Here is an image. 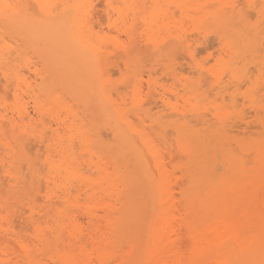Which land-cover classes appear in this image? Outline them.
I'll return each instance as SVG.
<instances>
[{"label":"bare ground","instance_id":"6f19581e","mask_svg":"<svg viewBox=\"0 0 264 264\" xmlns=\"http://www.w3.org/2000/svg\"><path fill=\"white\" fill-rule=\"evenodd\" d=\"M159 1L0 0V264H264V11Z\"/></svg>","mask_w":264,"mask_h":264},{"label":"rangeland","instance_id":"374dc122","mask_svg":"<svg viewBox=\"0 0 264 264\" xmlns=\"http://www.w3.org/2000/svg\"><path fill=\"white\" fill-rule=\"evenodd\" d=\"M92 1H93V2L90 3L89 5H91L90 8H91V9L93 8L94 10H96V8H97L98 10H99V9H100V10H104V7L106 8V6H107V2H108V4H109V3H112V4H111V7H110L109 5H108L109 7L107 6L108 8H106V9L104 10V11H106V13L103 12V15H104V16H103V17H100V18H99V16L97 15V12H98L97 10H96L97 12H95L93 9H92V10H93V11H92V10H90V8L87 6V8H86V9H87V10H86V16H87L86 19H87V22L90 20L88 24H89L90 26L93 24L91 27H93V26H95V25L97 24L95 27H93L94 30H95V31H98V32L100 31V32H101L102 34H104V35H107V36H110V37H113V35H114V37H119V38H121V39H122V37H123L122 40H125V39H126L125 35L122 34L121 32H117V31H116V30H117V29H116V26H117V27H120V25H118V22H120V20H119V18H120V17H119L120 14L118 13L119 11H118V12H117V11L113 12V11L116 10V9H123V12H124V10H126L125 8L128 6L127 4H130V5H131V4H135V5H136V4H139L140 6H142L143 3H146V1L153 2V1H155V0H140V1H139V0H130V2H128L129 0H128V1H127V0H123V1H122V0H118V1H117V0H111V1H110V0H109V1L106 0L107 2H105V0H102V2H103L102 4L99 3L98 0H95V1L92 0ZM96 1L98 2V4H97ZM99 1H100V0H99ZM112 1H113V2H112ZM120 1H122V3H124V4L121 5V2H120ZM125 1H126V3H127V2H128V3L126 4ZM131 1H132V2H131ZM144 1H145V2H144ZM156 1H158V0H156ZM160 1H162V0H160ZM160 1H159V2H160ZM165 1H166V2H169L170 0H165ZM195 1H196V0H194V2H195ZM214 1H215V0H205L206 3H207V2H210V3H208V4L211 5V10L209 9L210 6H208V4H207L208 8H206V10L208 9L209 12L214 13V15H215V14H217L216 11H218V10H216V9H218L220 6H219V4H216L217 6H216V5H212V3H213ZM259 1H261V0H259ZM259 1H257V9L259 8V10L262 9V10L264 11V3L261 1L260 4H258ZM94 2H96L95 4H97V6L94 5ZM104 2H105V3H104ZM113 3H115V5H114ZM116 3H117V4L119 3V4L117 5ZM147 3H148V2H147ZM162 3H163V5L165 6L166 3H165V4H164V2H162ZM162 3H161V4H162ZM206 3H205V4H206ZM240 3H241V2H240ZM103 4H104V5H103ZM213 4H214V3H213ZM98 5H100V7H98ZM105 5H106V6H105ZM116 5H117L118 7H117ZM119 5H120V8H119ZM126 5H127V6H126ZM149 5H150V3L148 4V6H149ZM260 5H261V6H260ZM92 6H95V7H92ZM112 6H113V7H112ZM114 6H115L116 9L114 8ZM259 6H260V7H259ZM102 7H103V8H102ZM214 7H215V8H214ZM88 8H89V10H90V12H91L92 14L89 13ZM172 8H173V11H172ZM172 8H171V12H172L173 15H174L173 17H175V18H177V19H178V18L180 19V17L182 16L181 12H180L179 10H177L176 8H174V7H172ZM107 9H108V10H107ZM175 9H176L177 11H176ZM109 10H110V12H111V10H112V14H110ZM127 11H128V10H127ZM127 11H125L124 14L127 13ZM178 11H179V12H178ZM253 11H255V10H253ZM108 12H109V14H108L109 16L112 15L111 17H109V16L107 15ZM175 12H177V14H175ZM99 13H102V11L99 12ZM99 13H98V14H99ZM114 13H115V14H114ZM172 13H171V14H172ZM255 13H256V14H255ZM255 13H253V15H254L253 19L251 18V19H252V20H251L252 22H257L258 20H260L261 17L264 19V12H263L262 16H260L257 12H255ZM129 14H130V15H129ZM185 14H186V13H185ZM185 14H183L182 19L184 18V15H185ZM193 14H194V13H192V15H193ZM99 15H100V14H99ZM101 15H102V14H101ZM101 15H100V16H101ZM106 15H107V16H106ZM113 15L115 16V18L113 17ZM128 15H129V16H128ZM196 15H197V14H196ZM95 16H98V17H95ZM105 16L108 18V20H107V18H106ZM126 16H128V17H129L128 19L131 21V20H132V17H133L132 11H130V12L128 11V13L125 15V18H127ZM176 16H177V17H176ZM194 16H195V15H194ZM257 16H260V17H257ZM118 17H119V18H118ZM89 18H93V19H89ZM105 18H106V19H105ZM109 18L111 19L112 22H110ZM185 18H186V17H185ZM187 18H188V17H187ZM95 19H96V20H95ZM99 19H100V20H99ZM113 19H114V20H113ZM182 19H180V20H182ZM104 20H105V22H104ZM118 20H119V21H118ZM175 20H176V19H175ZM183 20H184V19H183ZM93 21H95V22H93ZM177 21H178V20H177ZM101 22L103 23L104 26L102 25ZM184 22H185V23H184ZM184 22H183V24H185V27H186V25H190L189 27L192 26L189 22L186 24V22H187L186 20H184ZM209 23H211V25H213V24H215V20H211V21H209ZM259 23H260V22H259ZM100 24H101V25H100ZM113 24H114V25H113ZM105 25H106V26H105ZM115 25H116V26H115ZM139 25H140V24H139ZM97 26H98V27H97ZM99 26H100V27H99ZM213 26H214V25H213ZM262 26H264V24H263ZM96 27H97V28H96ZM111 27H112V28H111ZM187 27H188V26H187ZM189 27H188V28H189ZM103 28H104V29H103ZM191 28H192V27H191ZM105 29H106V30H105ZM104 30H105V32H104ZM110 31H111V32H110ZM116 32H117V33H116ZM108 33H109V34H108ZM118 33H119V35H118ZM115 35H116V36H115ZM212 35H213V36H212ZM2 36L5 38V41L7 40L6 42L9 41L8 44L10 43V45L12 44L13 47L15 46V41H14L12 38H10L8 35H3V34H2ZM197 36H198V35H197ZM197 36H196V35H195V37H194V36H191V39H192V40H196V39L199 40ZM215 36H216V35H215ZM215 36H214V34L212 33V34H209V35H208L209 38L211 37L210 39L206 37V38H207L206 41H205V39H202V41L204 40L203 42H199V41H197V44L199 45V47H198V49H199L198 52H199V53L197 52L198 54H197V56H196V57H197V60H199L198 57H199L201 60H202V58H205L206 61L208 62V63H207V66H210L211 64L214 63V59H213V57H216V54L218 53V50H217L218 48H216V45H215V44L218 45V42H214V41H216V40H218V39H217ZM196 37H197V38H196ZM215 38H216V40H215ZM11 40H12V41H11ZM213 40H214V41H213ZM200 41H201V40H200ZM198 42H199L200 44H199ZM211 42H212V43H211ZM12 45H11V46H12ZM211 45H212V46H211ZM208 46H209V47H208ZM13 47H12V48H9V50H8V49H5L4 52H6V53H4V54H6V57H12V59H13V57H17L16 52H15V50H14ZM11 49L14 51L13 53H10V52H11ZM6 50H7V51H6ZM9 51H10V52H9ZM206 52H207V54H206ZM212 52H213V53H216V54H213ZM181 53H182V51H179V54L176 53V54L179 55V56H174V58H175V57H178V58H175L176 61L179 62V63L177 64V66H180V68H182V69L184 70L183 73H184V74L187 73V75H186V74H185V75L188 76V73H189V74L191 73V72H190L191 69H189V66H187L188 63H186V61H185L183 58H182V59L179 58V57L182 56V55H180ZM211 53H212V54H211ZM8 54H10V55H8ZM176 54H175V55H176ZM213 55H214V56H213ZM206 57H207V58H206ZM17 58H18V60H21V57H17ZM211 58H212V61L209 60V59H211ZM178 59H179V60H178ZM205 59H203L202 61H204ZM18 60H16V61H13V60H12V62L16 64V67H18V68L20 67V69L23 68V69H22V70H23L22 72L25 73L26 76H27V74H28V76L33 77V75H32L33 73H30V72L28 71L27 67H25L26 69L24 68L25 65H24L23 61H22V60L19 61V62L21 63V64H20L19 62H17ZM147 60H148V61L145 62L146 64L149 63L151 59H150V60L147 59ZM206 61H204V62L206 63ZM183 62L185 63L184 65H182ZM17 63H19V64H17ZM22 63H23V65H22ZM210 63H211V64H210ZM181 65H182V66H181ZM186 66H187V67H186ZM21 67H22V68H21ZM159 67H160V66H156V68H157L158 70H159ZM250 67H251V69H253V71L250 69L252 72L256 71V70H255V67H254L253 65H250ZM250 67H249V68H250ZM253 67H254V68H253ZM189 70H190V71H189ZM145 71H146V69H145ZM145 71H144V77L147 78V72H145ZM185 71H186V72H185ZM28 72H29V73H28ZM115 72H116V73L113 74V79L116 80V81L120 84L121 91L125 93V92H126V89L121 87V86H122V84H121V82H120V76H121V73H120L119 71L117 72L116 70H115ZM161 72H162V71H161V69H160V71H158V73H160V74H158V75L155 74V76H158L159 78L162 77L163 74H161ZM255 73H256V72H255ZM255 73H254V74H255ZM192 75H194V74L191 73L189 76H192ZM196 76H197V75L195 74L194 77H196ZM192 77H193V76H192ZM205 78H206V80H207V79L210 80V78H208V77H206V76H205ZM160 79H161L160 82L163 83V84L165 83V85L167 84V86H169V85L171 84V82H172L171 80H169V79L167 78V76H164V78L162 77V78H160ZM167 79H168V80H167ZM162 80H164V81H162ZM166 80H167V81H166ZM166 82H167V83H166ZM206 83L208 84L209 81H207ZM244 87H245V88H244ZM0 88H1L2 91H3V92L0 91V96H1V98H2V97H3V98L5 97V99H7L8 101H12V100H13V90H12L11 92H8V94H7V92L5 91V89H4V87H3V82H0ZM1 89H0V90H1ZM245 90H246V86H242V91H245ZM9 94H11V95H9ZM23 95H25V96L23 97ZM27 95H28V94H27L26 92H24V93L21 94V96H22L23 99H24V100H23V103L27 100V101H26L27 104L25 103V106L28 105V106H26V107H27V108H31V111H30V109H28V110L32 113V107H31L32 103L30 102V99H29V97H28ZM26 96H27L28 98H27ZM237 98H239L238 100H239V102H240V103L238 102V103L240 104V105H239V108H240L241 110H243V111H242L243 113H244V110H245V113H244V114H245V115L247 114V115H246L247 117L249 116V115H248V114H249L248 112H250V114L253 112V113L250 115V117H248V120L251 119V116L253 117V115H254V111H252V107L249 108V107H250L249 104H248L247 102L245 103V102L243 101V98H242V95H241V94H239ZM25 99H26V100H25ZM28 100H29V101H28ZM240 100H241V101H240ZM29 105H30V106H29ZM248 106H249V107H248ZM245 108H246V109H245ZM249 110H250V111H249ZM247 111H248V112H247ZM251 111H252V112H251ZM6 112H9V111H6ZM246 112H247V113H246ZM165 113H166V112H165ZM8 114L11 115L10 112H9ZM32 114H33V113H32ZM252 121H253V119H252ZM252 121H251V122H252ZM254 121H255V119H254ZM254 129H256L255 131H257V130H258V127L254 128Z\"/></svg>","mask_w":264,"mask_h":264},{"label":"snow or ice","instance_id":"6c2138e0","mask_svg":"<svg viewBox=\"0 0 264 264\" xmlns=\"http://www.w3.org/2000/svg\"><path fill=\"white\" fill-rule=\"evenodd\" d=\"M9 7H11V6H9Z\"/></svg>","mask_w":264,"mask_h":264}]
</instances>
